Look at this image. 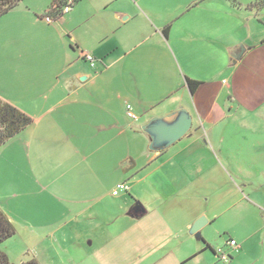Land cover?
Returning <instances> with one entry per match:
<instances>
[{
  "label": "crops",
  "instance_id": "crops-1",
  "mask_svg": "<svg viewBox=\"0 0 264 264\" xmlns=\"http://www.w3.org/2000/svg\"><path fill=\"white\" fill-rule=\"evenodd\" d=\"M51 2L0 16V99L33 118L0 146L3 211L23 198L21 223L59 232L69 264H264L259 11L230 0H78L48 21ZM188 79L200 82L194 92ZM182 110L190 131L150 148L143 127Z\"/></svg>",
  "mask_w": 264,
  "mask_h": 264
},
{
  "label": "rangeland",
  "instance_id": "rangeland-1",
  "mask_svg": "<svg viewBox=\"0 0 264 264\" xmlns=\"http://www.w3.org/2000/svg\"><path fill=\"white\" fill-rule=\"evenodd\" d=\"M51 1L52 0H21L16 7V11L33 7L44 8L48 6ZM257 1L258 0H239L241 8L239 7L238 9H240V11H259V18L264 20V4L260 7L259 5L256 6L255 4ZM0 180V189L6 188L4 181H2V179ZM10 190L14 192V194H21V196L26 194L24 196L28 202L32 201L35 197L34 193L25 191L20 185L14 184V187H10ZM4 192L8 194L7 189H5ZM22 203L23 198L19 200L13 199L10 206L6 207L5 210L7 213L9 212L10 216L14 214V218L16 219V221L10 219L16 229L15 235L3 242L1 246V249L8 254L11 263L20 264L28 258V254L36 255L37 253L41 255L47 264H69L70 257L66 255L62 256L59 232H57L56 235L48 236V230L45 227L38 224L26 225L25 223H21V217L16 214L22 209V205H20ZM27 203H24V205H27ZM248 213V211H244L243 213H239V216H245L248 215ZM230 216L231 214L223 218L222 225L228 226L233 224V219ZM28 228H32L33 230H29ZM51 228H55L54 224H51ZM51 228L49 229L51 230ZM40 235L46 236L41 238ZM224 237L229 239V235H224Z\"/></svg>",
  "mask_w": 264,
  "mask_h": 264
},
{
  "label": "trees",
  "instance_id": "trees-1",
  "mask_svg": "<svg viewBox=\"0 0 264 264\" xmlns=\"http://www.w3.org/2000/svg\"><path fill=\"white\" fill-rule=\"evenodd\" d=\"M21 0H0V16L16 7ZM78 0H74V3ZM234 5L239 4V0H230ZM68 0H53L47 11V16L52 19H58L64 15L62 8L67 4ZM264 4V0H258L256 6ZM169 27L165 28V33ZM200 82L188 79V85L191 92H194ZM33 122V118L22 111L15 105L0 99V146L8 140L19 134L27 126ZM16 233L13 225L7 214L0 208V243L13 237ZM0 264H12L6 252L0 249ZM20 264H41L36 258L27 259Z\"/></svg>",
  "mask_w": 264,
  "mask_h": 264
},
{
  "label": "water",
  "instance_id": "water-1",
  "mask_svg": "<svg viewBox=\"0 0 264 264\" xmlns=\"http://www.w3.org/2000/svg\"><path fill=\"white\" fill-rule=\"evenodd\" d=\"M244 52V48L235 55L236 59H239ZM161 118L152 119L150 123L143 127L151 135V145L150 148H162L167 147L182 137H184L192 128L193 119L189 112L182 110L179 112L177 119L170 124L161 123ZM137 208L140 204L137 202L135 205ZM206 218L202 217L193 226V232L196 233L197 237L201 235L200 229L205 224Z\"/></svg>",
  "mask_w": 264,
  "mask_h": 264
},
{
  "label": "built area",
  "instance_id": "built-area-1",
  "mask_svg": "<svg viewBox=\"0 0 264 264\" xmlns=\"http://www.w3.org/2000/svg\"><path fill=\"white\" fill-rule=\"evenodd\" d=\"M74 5V0H68L67 4L62 8V12L68 13L72 10ZM48 21H52L53 19L50 16L46 17ZM82 56L89 61L92 65H94V57L91 55V53H89L88 51H83L82 52ZM127 115L133 119H136L137 116L133 113L132 111V107L131 105L127 106ZM129 189V186L126 183H119L116 187V189L113 191V194L117 195L118 193H120L121 191H127ZM228 244L233 247V249H237L238 248V243L236 242V240L234 239H230L228 241ZM219 256L221 258L222 261L224 262H229L231 260V253L226 252L224 250H220L219 251Z\"/></svg>",
  "mask_w": 264,
  "mask_h": 264
}]
</instances>
